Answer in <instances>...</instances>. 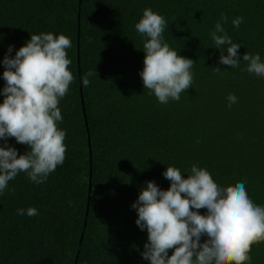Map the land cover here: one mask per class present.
Instances as JSON below:
<instances>
[{"label": "trees", "instance_id": "obj_1", "mask_svg": "<svg viewBox=\"0 0 264 264\" xmlns=\"http://www.w3.org/2000/svg\"><path fill=\"white\" fill-rule=\"evenodd\" d=\"M145 8L165 17V42L195 62L192 88L178 102L160 104L139 75L144 38L135 24ZM222 13L229 37L241 45L238 68L219 63L221 50L210 38ZM236 17L244 18L238 29ZM41 32L72 40L75 80L59 104L66 159L43 184L20 173L9 182L15 192L0 195V264H150L141 255L147 230L136 225L131 206L146 182L168 190V166L186 179L196 164L222 187L245 182L264 206V79L243 62L247 52L264 61V0H0V91L4 57ZM95 68L97 77L83 86ZM230 93L238 102L228 107ZM7 144L19 154L29 150L15 138ZM29 207L39 215L17 214ZM251 256V264H264V242Z\"/></svg>", "mask_w": 264, "mask_h": 264}, {"label": "clouds", "instance_id": "obj_2", "mask_svg": "<svg viewBox=\"0 0 264 264\" xmlns=\"http://www.w3.org/2000/svg\"><path fill=\"white\" fill-rule=\"evenodd\" d=\"M228 17L221 14L210 38L221 50L219 63L238 68V43H233L225 30ZM243 17L232 20L235 28ZM168 23L163 15L151 8L143 10L135 24L136 32L144 38V67L139 73L144 89L160 104L179 101L181 94L192 88L195 62L183 57L165 42ZM2 37V34H0ZM72 40L64 34L52 32L32 34L29 41L2 61L3 80L0 95V195L9 189V182L20 173L39 185L66 159V130L59 127L63 117L59 107L75 76L70 70L72 60L67 50ZM13 46H9L11 53ZM226 50L227 55H224ZM246 71L264 79V61L259 54L243 55ZM220 73L219 67L213 68ZM96 68L82 77L83 86L90 85ZM228 107L238 102L234 94L227 97ZM15 138L28 147L19 154L7 144ZM185 179L175 166L166 167L163 176L170 181L168 190H161L154 181L146 182L132 208L141 231L147 230L148 242L142 258L150 264H251L253 245L264 242V206L256 204L248 195L245 182L222 187L206 169L193 164ZM206 209L205 214L199 210ZM18 215H39L34 207L17 209ZM206 237L203 243L201 238ZM169 250L172 255L169 256Z\"/></svg>", "mask_w": 264, "mask_h": 264}, {"label": "water", "instance_id": "obj_3", "mask_svg": "<svg viewBox=\"0 0 264 264\" xmlns=\"http://www.w3.org/2000/svg\"><path fill=\"white\" fill-rule=\"evenodd\" d=\"M79 37H80V33H78V43H79ZM78 65H80V56H78ZM80 90L82 91V87L80 86ZM83 112L85 113V108H83ZM91 149V147H90ZM91 151V150H90ZM91 182V181H90ZM92 188L91 186L89 187V193L91 192ZM89 201H90V196L88 197V203H87V211H86V220L84 222V228H83V231L81 233V238H80V246H81V243H82V240L84 238V234L86 232V224H87V217H88V210H89ZM80 250V249H79ZM78 259V257H77Z\"/></svg>", "mask_w": 264, "mask_h": 264}]
</instances>
